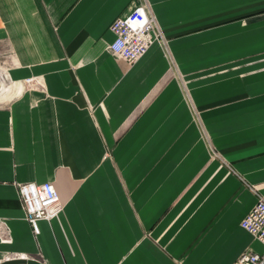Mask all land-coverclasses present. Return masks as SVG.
I'll return each mask as SVG.
<instances>
[{
  "label": "crops",
  "instance_id": "crops-1",
  "mask_svg": "<svg viewBox=\"0 0 264 264\" xmlns=\"http://www.w3.org/2000/svg\"><path fill=\"white\" fill-rule=\"evenodd\" d=\"M142 4L166 43L128 64L109 27ZM0 67L20 88L0 102V264L264 253L240 227L264 198V0H0ZM27 182L63 205L38 235Z\"/></svg>",
  "mask_w": 264,
  "mask_h": 264
},
{
  "label": "built area",
  "instance_id": "built-area-1",
  "mask_svg": "<svg viewBox=\"0 0 264 264\" xmlns=\"http://www.w3.org/2000/svg\"><path fill=\"white\" fill-rule=\"evenodd\" d=\"M109 30L114 35V40L108 45V51L128 64H134L142 58L154 42L163 46L166 43L165 37L145 4L135 7L126 16L116 18ZM9 82L11 85L12 82L10 80ZM25 85L33 88L36 83L35 80L29 79L25 81ZM17 193L25 219L34 235L39 233L38 221L49 222L57 218L63 210L58 194L50 182L17 184ZM256 198L255 205L241 220L240 227L264 247V198L260 195ZM8 235V228L3 221H0V242L10 243L11 239ZM23 258L22 255H13L5 257V260ZM233 264H264V253L245 251Z\"/></svg>",
  "mask_w": 264,
  "mask_h": 264
},
{
  "label": "rangeland",
  "instance_id": "rangeland-1",
  "mask_svg": "<svg viewBox=\"0 0 264 264\" xmlns=\"http://www.w3.org/2000/svg\"><path fill=\"white\" fill-rule=\"evenodd\" d=\"M7 80H8V78H7V75L5 73L4 68L0 67V87H2L4 89V91L0 92V102H6V101L1 100V98L8 95V93H12L16 89H19V91H20V88L10 89L9 88L10 82H9V80L8 81ZM19 91H17L16 94L19 93ZM3 231H5V230L3 229ZM4 234H5V232H4Z\"/></svg>",
  "mask_w": 264,
  "mask_h": 264
},
{
  "label": "bare ground",
  "instance_id": "bare-ground-1",
  "mask_svg": "<svg viewBox=\"0 0 264 264\" xmlns=\"http://www.w3.org/2000/svg\"><path fill=\"white\" fill-rule=\"evenodd\" d=\"M7 78H8V76H7ZM11 84H13V83H11ZM2 91H4V89L2 87H0V92H2ZM17 91H19V89L14 90V92H12V93H8V95L2 97L1 100L8 101L11 97H13L15 95V92H17Z\"/></svg>",
  "mask_w": 264,
  "mask_h": 264
}]
</instances>
